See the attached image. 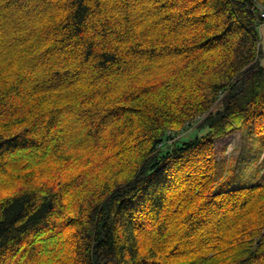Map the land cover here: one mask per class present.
<instances>
[{"label":"trees","instance_id":"trees-1","mask_svg":"<svg viewBox=\"0 0 264 264\" xmlns=\"http://www.w3.org/2000/svg\"><path fill=\"white\" fill-rule=\"evenodd\" d=\"M263 12L0 0V264H264V183L215 144L264 135Z\"/></svg>","mask_w":264,"mask_h":264},{"label":"rangeland","instance_id":"rangeland-1","mask_svg":"<svg viewBox=\"0 0 264 264\" xmlns=\"http://www.w3.org/2000/svg\"><path fill=\"white\" fill-rule=\"evenodd\" d=\"M259 34L264 61V23L259 27ZM221 106L220 101L215 108ZM199 121L192 123L194 127L190 124L182 132V136H192L196 132L195 126L198 124L196 122ZM215 144L216 159L220 162L219 165H224L222 172L224 187H232L238 183H264V161L261 162L264 156V135H249L236 131L223 138H217Z\"/></svg>","mask_w":264,"mask_h":264},{"label":"built area","instance_id":"built-area-1","mask_svg":"<svg viewBox=\"0 0 264 264\" xmlns=\"http://www.w3.org/2000/svg\"><path fill=\"white\" fill-rule=\"evenodd\" d=\"M262 15H264V12L262 13ZM196 120L199 121L200 120V117H197Z\"/></svg>","mask_w":264,"mask_h":264}]
</instances>
